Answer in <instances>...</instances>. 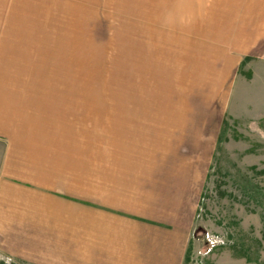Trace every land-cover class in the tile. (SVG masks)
<instances>
[{"label": "rangeland", "instance_id": "obj_1", "mask_svg": "<svg viewBox=\"0 0 264 264\" xmlns=\"http://www.w3.org/2000/svg\"><path fill=\"white\" fill-rule=\"evenodd\" d=\"M0 35V116L24 115L0 184L26 191L0 264H67L89 210L183 225L180 264H264V0H0Z\"/></svg>", "mask_w": 264, "mask_h": 264}, {"label": "crops", "instance_id": "obj_2", "mask_svg": "<svg viewBox=\"0 0 264 264\" xmlns=\"http://www.w3.org/2000/svg\"><path fill=\"white\" fill-rule=\"evenodd\" d=\"M18 42V38L13 39L8 35H0V60H8L10 58L11 46ZM28 43L31 45L32 42L24 41V51H26ZM34 90L35 88L32 91L30 90V92ZM28 108L33 109L34 107H24L23 111L27 110L26 117L41 119L40 114H31L33 111H29ZM7 114H1L0 116V120H6L7 125L11 124L12 120H19V118H23L22 116H24L19 112H13V114L11 112V114H8L9 116ZM2 131L8 137L13 133L9 128L8 130L2 129ZM43 162L44 164L42 163V165L39 163L35 165L34 162H25V169H22L25 177L35 185L44 184L46 178L51 179L50 172H48L45 166L47 160ZM10 164L3 165L1 172H4V174L1 173L2 178L8 177L9 172L12 171L13 167ZM14 170L20 171L16 168ZM0 188L2 189L0 196H3V199H7L6 201L9 202L13 201L12 198L17 199L21 193L26 192L17 187L8 188L4 183L0 184ZM67 198L72 199L69 196ZM84 205L93 206L90 201L84 202ZM44 206L42 209L44 212H54L55 208H46ZM119 217L118 215H108L106 210L85 211L83 217V235L85 236V243L88 245L84 246L81 251H67L65 253L68 261L67 264H180L184 248L181 247L182 245L180 246L179 240L181 234L184 236L185 232L182 233L180 229L178 231V228L183 225H177L172 220L173 223L167 220H159L151 222L143 221V223L141 221H131L132 223L128 222L129 225L125 227ZM141 223L148 225L147 227L142 226ZM124 242L126 244H123ZM62 254L64 255V253H61L60 258H64Z\"/></svg>", "mask_w": 264, "mask_h": 264}]
</instances>
